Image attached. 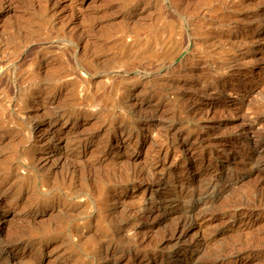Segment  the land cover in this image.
Listing matches in <instances>:
<instances>
[{"label":"rangeland","instance_id":"1","mask_svg":"<svg viewBox=\"0 0 264 264\" xmlns=\"http://www.w3.org/2000/svg\"><path fill=\"white\" fill-rule=\"evenodd\" d=\"M263 105L264 0H0V263L264 264Z\"/></svg>","mask_w":264,"mask_h":264},{"label":"bare ground","instance_id":"2","mask_svg":"<svg viewBox=\"0 0 264 264\" xmlns=\"http://www.w3.org/2000/svg\"><path fill=\"white\" fill-rule=\"evenodd\" d=\"M264 106V105H263ZM262 107V106H261ZM261 107H259V108H261ZM257 108V107H256ZM264 108V107H263ZM254 109H255V107H254ZM154 113V112H153ZM258 113V112H257ZM149 117V116H148ZM254 142H256V141H254ZM253 142V143H254ZM257 143V142H256ZM251 144V143H250ZM200 145V144H199ZM254 145V144H253ZM254 148H256L255 146H254ZM249 155V154H248ZM263 156V155H262ZM259 157H261V156H259ZM248 158V157H247ZM254 157L251 155L250 156V158H248V160L250 161V162H252ZM256 159H258V158H256ZM259 160V159H258ZM257 160V162H258V165H264V160H261V161H258ZM245 161V160H244ZM252 163H254V162H252ZM248 164V163H247ZM93 165H95V164H93ZM99 165V164H98ZM254 165V164H253ZM258 167V166H257ZM264 167V166H263ZM258 169V168H257ZM258 172V171H257ZM100 175V174H99ZM261 177H263L264 178V173H260L259 174ZM111 177V176H110ZM211 176H208V177H202V178H200L199 180H198V182H199V184L198 185H200L199 186V188H198V185H196V184H194V183H192V182H190V185H189V187L190 188H186V190H184L181 194H180V200H182L183 202H192L194 205H200L201 203H205V205H206V203H208V201H209V198L206 196V194L209 192V191H215V192H220L221 193V191L223 190V186H224V184L222 183V181H220L221 183H219L218 182V184L217 183H215L216 181H215V179H212V178H210ZM99 178V177H98ZM97 178V179H98ZM13 179V178H12ZM228 179V178H227ZM11 180V179H10ZM263 180V179H262ZM83 181V180H82ZM215 181V182H214ZM79 183H81V182H79ZM83 183V185H84V189H81L80 187V189H76V190H74L73 191V193L75 192V193H78V194H82L83 192H85V186H86V188H87V186H88V184H87V181H83L82 182ZM100 186L98 187V188H100V190H102L103 189V187H105V185H104V183H103V181H100ZM197 183V182H196ZM226 183H227V181H226ZM232 184V183H231ZM81 185V184H80ZM230 185V184H229ZM81 187H83L82 185H81ZM90 189V188H89ZM250 189V188H249ZM252 189H253V187H252ZM257 189V188H256ZM256 189H253V190H250L249 192H246V194L243 196V195H241L242 196V199L241 200H243V202L241 201V203H244L245 205L244 206H247V207H249V208H251V207H253V206H256V205H259L260 203H259V201H262V200H264V195H262L261 194V192L259 193V192H257V190ZM72 190V189H71ZM89 191V190H88ZM88 193V192H87ZM264 193V192H263ZM177 194V193H176ZM244 194V193H243ZM239 196H240V194H239ZM231 198V197H230ZM234 199V198H233ZM231 200V199H230ZM238 200V198L236 199V201ZM240 201V200H239ZM230 202V201H229ZM231 202H233V200L231 201ZM263 202V201H262ZM182 203V202H181ZM210 203V202H209ZM240 203V204H241ZM211 204V203H210ZM37 205V204H36ZM52 205V204H51ZM237 205V204H236ZM204 206V205H203ZM232 206V205H231ZM230 206V207H231ZM240 206H242V205H240ZM260 206V205H259ZM264 206V205H263ZM239 207V206H238ZM237 207V208H238ZM243 207V206H242ZM241 208V207H240ZM246 209V208H245ZM253 209V208H252ZM181 210H182V212H183V216H184V218H182V221H183V219H184V221L183 222H185V224L187 223V222H189L190 220H191V218H192V216L194 217V215H198V214H193V215H191V213L193 212V210H194V208H192V206L191 207H189L188 205L186 206V205H182L181 204ZM233 210V209H232ZM195 213V212H194ZM27 214V213H26ZM181 214V213H180ZM209 216V218L210 219H214L215 217H217L218 216V214L215 216V214L214 213H212V211H210L209 213H205L202 217H204V216ZM222 215V214H221ZM207 216V217H208ZM233 216H235V214L233 215ZM27 217V216H26ZM120 219V218H119ZM204 219V218H203ZM206 219V218H205ZM204 219V220H205ZM209 219V220H210ZM121 220V219H120ZM250 223V222H249ZM110 225V224H109ZM107 226L106 227V229L107 230H109V231H111V229L112 228H110V226ZM182 225V224H181ZM184 226V225H183ZM18 229V228H17ZM23 228L21 227L20 228V231H18V232H20L21 233V235H23V234H25V232H26V230L24 231V230H22ZM25 229V228H24ZM242 230V229H241ZM12 231V230H11ZM14 231H16V230H14ZM28 231V230H27ZM15 233V232H14ZM218 231H215V232H213V235H218ZM237 233V232H236ZM9 234V233H8ZM29 234H31L30 232H29ZM29 234H28V236H29ZM238 234V233H237ZM241 234V233H240ZM7 235V234H6ZM16 235H17V233H15V237H16ZM19 235V234H18ZM213 235H211V236H213ZM26 236V235H25ZM10 237H12V236H10ZM9 237V238H10ZM19 237H21V236H17V238H19ZM211 238V237H210ZM12 239H14V238H12ZM11 239V240H12ZM3 240V239H2ZM5 240V239H4ZM14 240H19V239H14ZM24 240V239H23ZM240 240V239H239ZM20 241V240H19ZM238 241V240H237ZM242 241V240H241ZM12 241H6V242H4V241H2L1 242V247L3 246V247H5V248H7V247H9L10 245H12V243H11ZM14 242V241H13ZM236 242V241H235ZM244 242V241H243ZM242 242V243H243ZM30 243H32V242H30ZM239 243V242H238ZM241 243V242H240ZM247 243H249V242H247ZM234 244V243H233ZM255 244V243H254ZM222 245V244H221ZM226 245V244H225ZM258 245H262V244H258ZM258 245H255V246H258ZM231 246V245H230ZM235 246V245H234ZM238 246V245H237ZM126 247V246H125ZM225 247V246H224ZM264 247V246H263ZM262 247V248H263ZM228 248V247H227ZM230 248V247H229ZM238 248V247H237ZM252 248H259V247H253L252 246ZM1 249V248H0ZM235 249V248H234ZM234 249H232V250H234ZM238 249H241V247L240 248H238ZM214 250V249H213ZM216 250V249H215ZM218 250V249H217ZM219 250H220V248H219ZM218 250V251H219ZM226 250V249H225ZM228 250V249H227ZM237 250V249H236ZM257 250V249H256ZM260 250V249H259ZM217 251V252H218ZM231 251V250H230ZM235 251V250H234ZM237 251H239V250H237ZM213 252V251H212ZM258 252H260V251H258ZM228 253H230L229 251H228ZM225 254V253H224ZM235 254H236V251H235ZM226 255V254H225ZM227 255H229V254H227ZM209 257H211V259H207L208 260V263H214V262H216L218 259H220V258H222L223 257V248H221V252L220 253H214L213 255H209ZM200 258V257H199ZM202 258V257H201ZM225 259V258H224ZM206 261V260H205ZM2 262V261H1ZM4 262V261H3ZM5 263V262H4ZM27 263V262H26ZM205 263V262H204ZM1 264V263H0ZM6 264V263H5ZM20 264V263H19ZM29 264V263H28Z\"/></svg>","mask_w":264,"mask_h":264}]
</instances>
